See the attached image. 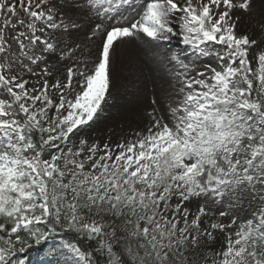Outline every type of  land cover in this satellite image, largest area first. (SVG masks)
Segmentation results:
<instances>
[{
	"label": "snow or ice",
	"instance_id": "snow-or-ice-1",
	"mask_svg": "<svg viewBox=\"0 0 264 264\" xmlns=\"http://www.w3.org/2000/svg\"><path fill=\"white\" fill-rule=\"evenodd\" d=\"M133 49L147 122L101 143ZM57 239L52 264H264V0H0V264Z\"/></svg>",
	"mask_w": 264,
	"mask_h": 264
},
{
	"label": "rangeland",
	"instance_id": "rangeland-1",
	"mask_svg": "<svg viewBox=\"0 0 264 264\" xmlns=\"http://www.w3.org/2000/svg\"><path fill=\"white\" fill-rule=\"evenodd\" d=\"M174 47H183V45H175ZM138 57L137 50H130L125 58V67L123 75L125 79L122 81L119 101L106 112L101 119L94 121L92 128L89 130V135L101 141V143L111 137V143L120 141L122 135H127L132 128H142L147 122V116L144 115L145 109L149 107L150 96L142 97V103L139 107H134L136 100L133 93L137 96L140 94L137 89L140 87L139 80L133 75L138 74ZM151 92V85L148 89ZM59 242L52 243L51 247L58 246ZM52 257L46 254H36L31 259L32 264H52Z\"/></svg>",
	"mask_w": 264,
	"mask_h": 264
},
{
	"label": "trees",
	"instance_id": "trees-1",
	"mask_svg": "<svg viewBox=\"0 0 264 264\" xmlns=\"http://www.w3.org/2000/svg\"><path fill=\"white\" fill-rule=\"evenodd\" d=\"M53 241H59V240L57 239V240H53ZM53 241H50L49 244H46V245H44L43 247L38 248V249L32 251V253L28 256L29 264H31L30 259H31V257H32L35 253H39V252H40V253H46L47 248L50 247V245H51V243H52Z\"/></svg>",
	"mask_w": 264,
	"mask_h": 264
},
{
	"label": "bare ground",
	"instance_id": "bare-ground-1",
	"mask_svg": "<svg viewBox=\"0 0 264 264\" xmlns=\"http://www.w3.org/2000/svg\"><path fill=\"white\" fill-rule=\"evenodd\" d=\"M133 77L138 80L139 76H138V74H135V76L133 75Z\"/></svg>",
	"mask_w": 264,
	"mask_h": 264
}]
</instances>
